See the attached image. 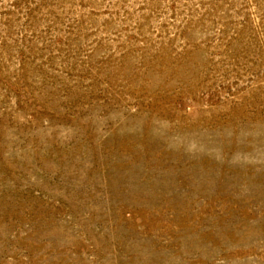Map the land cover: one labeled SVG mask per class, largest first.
<instances>
[{
  "label": "rangeland",
  "instance_id": "1",
  "mask_svg": "<svg viewBox=\"0 0 264 264\" xmlns=\"http://www.w3.org/2000/svg\"><path fill=\"white\" fill-rule=\"evenodd\" d=\"M0 264H264V0H0Z\"/></svg>",
  "mask_w": 264,
  "mask_h": 264
}]
</instances>
